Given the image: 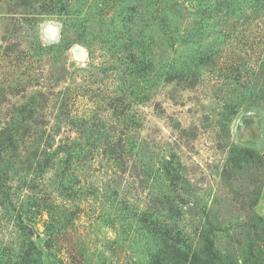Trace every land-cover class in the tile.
<instances>
[{
	"label": "rangeland",
	"instance_id": "rangeland-1",
	"mask_svg": "<svg viewBox=\"0 0 264 264\" xmlns=\"http://www.w3.org/2000/svg\"><path fill=\"white\" fill-rule=\"evenodd\" d=\"M170 238L264 264V0H0V264Z\"/></svg>",
	"mask_w": 264,
	"mask_h": 264
},
{
	"label": "trees",
	"instance_id": "trees-1",
	"mask_svg": "<svg viewBox=\"0 0 264 264\" xmlns=\"http://www.w3.org/2000/svg\"><path fill=\"white\" fill-rule=\"evenodd\" d=\"M251 220H254V217ZM251 227L255 229V226ZM215 252L217 251L210 252L207 249L206 252L202 249L200 252L190 253L188 246H184L183 244L176 246L173 239H164L163 248L157 253L154 264H225L226 262L227 264H231L228 261L224 263L222 255Z\"/></svg>",
	"mask_w": 264,
	"mask_h": 264
}]
</instances>
